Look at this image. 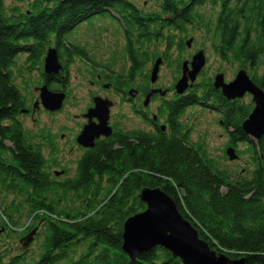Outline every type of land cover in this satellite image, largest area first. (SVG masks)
<instances>
[{"label":"trees","instance_id":"1","mask_svg":"<svg viewBox=\"0 0 264 264\" xmlns=\"http://www.w3.org/2000/svg\"><path fill=\"white\" fill-rule=\"evenodd\" d=\"M145 1L151 7L135 0H0V188L19 199L6 204L1 221L12 234L17 216L26 211L30 224L22 236L42 222L34 237H41L38 248H30L33 242L17 251L0 245V264H183L160 247L135 261L122 249L126 221L146 209L139 195L147 187L173 198L212 249L231 259L245 257L246 264H264V134L257 141L242 127L254 108L252 100L225 98L206 68L186 93L175 91L183 61L190 59L185 54L206 51L207 44L224 70L225 65L244 68L264 89V0ZM98 16L116 19L126 40V72L106 75L115 85L129 88L141 79L145 92L150 64L161 57L175 66L176 80L167 88L172 95L161 96L158 108L159 118L169 125L151 131L115 126L110 137L82 154L72 177L67 170L65 177H55L50 168L58 164H50L41 144L34 142L36 135L17 121L27 100L16 82L21 71L17 59L26 54V68L41 65L40 86L64 91L56 83L66 81L68 62L74 57L93 61L66 34ZM195 32L202 40L193 37ZM191 37L192 45L201 46L192 54L187 44ZM52 43L64 69L48 75L43 64ZM192 106L220 114L228 146L247 157L245 173L232 176L204 142L192 140L191 128L181 119ZM41 137L53 148L50 134ZM1 234L0 242L12 238Z\"/></svg>","mask_w":264,"mask_h":264},{"label":"rangeland","instance_id":"2","mask_svg":"<svg viewBox=\"0 0 264 264\" xmlns=\"http://www.w3.org/2000/svg\"><path fill=\"white\" fill-rule=\"evenodd\" d=\"M135 1L139 5H143L145 8L151 7L152 4L151 1ZM25 8L26 6L24 5V9ZM97 18L101 19H96V17L92 18L90 23L87 22L82 24L79 28L77 27L75 30L66 34V39L84 47L93 61L87 62L80 57H74L73 61L68 62L69 58H64V60L68 62L67 67L69 74L65 81V83H67V88L64 90L66 98L63 107L59 111L49 112L41 106L36 111L34 120L30 115L22 114L19 116V119L24 122V129L28 133L36 135L34 142L41 144V149L47 159L49 161L53 160L59 164L60 167L50 168V172L53 175L55 172L62 171V168L69 171V174L67 175L68 177H72L76 171V163L82 156L83 151L75 142L72 143V139L81 130L83 126L82 124L86 121L83 117V113H85L87 108L91 105V96L93 92L102 91L100 94L109 93L110 97L114 94L112 89L108 90L102 88V86L98 87L91 85V80L95 74H108L111 72L114 74L124 73L129 66L124 47L126 40L123 35V29L119 27L120 25L118 21L112 17L98 16ZM197 36H199V34L195 32L193 37L199 41L202 40L201 38H196ZM54 45L55 44L52 43V46ZM198 47H201L200 44L195 43L188 49V51L192 54ZM206 55L207 64L205 68L208 69L207 73L209 75L214 77L216 73L223 71L226 75V81L234 79L238 72L237 69L233 66L228 67L225 65L224 70L221 67L218 55L211 47H209V44H207ZM185 56L186 58H191L189 53H186ZM25 58L26 54H21L17 59V65L18 68H21V71L16 77V82L22 89H24L23 92L26 93L30 102H35L36 104V99H39V92L35 91V88L40 86L38 82L41 77V65L38 68H26V65L23 63ZM92 63L97 64L96 68L91 66ZM153 66L154 64H150L146 71L152 69ZM219 68L222 70H219ZM175 75V66H170L168 63L163 62L160 67L158 81L155 85L169 88L175 79ZM200 79L201 75L198 77L197 81H200ZM138 81L141 82V79H138ZM56 84L63 88L61 83ZM167 95L170 97L172 92L169 91ZM112 98L117 103L115 107L112 108L111 122L114 124L116 123L119 127L125 130L135 128L145 130L151 129L149 122L134 114L131 104L122 103L120 97ZM160 98V96H157L155 100L151 101L148 107L149 114L152 111L156 112V108L161 100ZM241 100L248 102L252 100V96L247 93L241 98ZM181 119L191 128L192 140L194 142H204L209 154L222 168L227 169L234 177H236L237 173L240 171L245 173V170H243L247 167V157L245 155L240 156L236 152L238 155V160L236 161H230L229 157H226V159L224 157V152L231 147H227L229 135L220 123L219 113L208 109H201L199 106H192L184 113ZM62 133H65L64 138H61ZM41 134L51 135L53 148H51L43 137H41ZM238 149H244V147L239 146ZM53 163L54 162L50 161V164L55 166ZM61 177H65V175ZM11 201H19V199L14 195H9L3 192L0 188V233H2L1 236L10 235V237H12L10 239L4 237L0 242V245L6 248L8 245V247L12 248V251H17L22 250L23 243L21 240L27 235L22 236V232L27 230L30 223L26 224L29 219L26 211H22V213L17 216L19 224L15 228L16 230H14L12 234L7 232L5 224L1 221V217H3L2 212L4 211L6 204ZM41 216H43V214H41ZM41 225L42 222H40L36 228H41ZM38 240L40 241L41 237L33 240L30 248L36 250L38 248Z\"/></svg>","mask_w":264,"mask_h":264},{"label":"water","instance_id":"3","mask_svg":"<svg viewBox=\"0 0 264 264\" xmlns=\"http://www.w3.org/2000/svg\"><path fill=\"white\" fill-rule=\"evenodd\" d=\"M193 37L187 40L192 46ZM163 59L159 57L151 70V83L158 80ZM207 64V55L204 49L197 50L191 59L182 64V74L175 84V91L183 95L193 87L198 76ZM64 66L61 62L57 46H50L44 61V72L48 75L59 74ZM213 86L221 90L222 95L229 99H241L247 93L252 96L254 108L244 120V131L254 140H259L264 134V89L258 85L249 75L246 69H240L234 79L226 81L224 72H218L213 81ZM39 92L40 102L46 110L56 112L63 107L66 93L55 91L48 85L35 88ZM137 90H130L131 96H136ZM160 93L165 96L167 90L151 88L144 104L147 106L151 97ZM94 105L85 113L87 119L77 141L81 147L92 149L96 140L101 137H109L113 134V127L109 124L111 108L114 102L110 98L95 96ZM155 118V117H154ZM164 128V127H163ZM230 161L238 160L235 148L227 151ZM140 201L146 209L130 217L124 225L123 251L135 261L140 255L148 253L158 247L169 251L173 257L181 260L183 264H246V258L231 259L226 253L211 248L209 243L200 238L199 231L190 221L180 213L177 203L160 188H144L140 195ZM38 228H35L27 237L21 240L24 247H28L34 240Z\"/></svg>","mask_w":264,"mask_h":264},{"label":"flooded vegetation","instance_id":"4","mask_svg":"<svg viewBox=\"0 0 264 264\" xmlns=\"http://www.w3.org/2000/svg\"><path fill=\"white\" fill-rule=\"evenodd\" d=\"M68 74H69V72H67ZM64 75V74H63ZM66 75V74H65ZM106 73H96L95 74V76L93 77V79L91 80V85L92 86H102V88H104V89H108V90H113L114 91V94L112 95V97H114V98H117V97H120V99H121V101H122V103H128V104H131V108H132V111L134 112V114L136 115V116H139V117H141V118H143L145 121H147V122H149V124H150V126H151V129H150V131L152 130V129H156V127L157 126H161V128L163 129V130H166L167 129V126L169 125L168 123H166L165 121H163V119H160L159 118V115H158V108H159V106L161 105V100H160V103H159V105L157 106V108H156V112H154V111H152V112H150V114L149 115H147L149 112V110H148V107H149V105H150V103H151V101L152 100H155V98L157 97V96H162L160 93H156V94H154L152 97H151V100H150V102H149V104L146 106L145 104H144V102H145V97H146V95H147V93H148V91L151 89V88H162L163 90H167V93H166V95L168 94V89L167 88H165V87H160V86H156L155 85V83L153 84V83H150V86H148V88L145 90V92H142V85H141V82H139L138 80L136 81V83L135 84H132V86H130L129 88H126V87H124V86H122V87H119L118 85H115L114 84V82H115V80L114 79H112V78H106ZM62 76V75H61ZM123 79H125V78H123ZM158 81V80H157ZM156 81V82H157ZM62 86H63V88H67V83H65V81H63V83H62ZM132 88H135L138 92H137V94H136V96H131V94H130V90L132 89ZM99 89V88H98ZM187 92V91H186ZM185 92V93H186ZM100 93H102V91H95V92H93V94H92V96H91V105L87 108V110L90 108V107H92L93 105H94V101H93V98L95 97V96H101V97H104V98H110L113 102H114V106L112 107V108H114L115 107V105H116V101L112 98V97H110V94L109 93H104V94H100ZM166 95L165 96H162V97H166ZM161 97V98H162ZM39 99L37 98L36 99V102L38 101ZM40 101V100H39ZM41 106H43L42 105V103L40 102L38 105H36L35 104V102H30V99H28L27 98V100H26V103H25V106L24 107H22V109L20 110V113H19V115L17 116V121L21 124V126L23 127V128H25V126H24V122L22 121V120H20L19 119V116L20 115H22V114H25V115H30L31 116V118L34 120L35 119V114H36V111L41 107ZM44 108V107H43ZM112 108H111V112H112ZM146 109V110H145ZM86 110V111H87ZM47 111H49V110H47ZM59 111V110H58ZM49 112H52V111H49ZM111 116H112V114H111ZM83 117H84V113H83ZM155 117V118H154ZM85 118V117H84ZM86 119V118H85ZM86 122H87V119H86V121L82 124L83 126L86 124ZM6 123H10V121L8 120V121H6ZM109 124L113 127V133H114V130H115V126L116 127H119L116 123L114 124L113 122H111V117H110V121H109ZM83 126H82V128H83ZM164 127V128H163ZM82 128H81V130H82ZM135 129H137V128H135ZM139 129V128H138ZM141 129V128H140ZM81 130L77 133V135L72 139V143L73 142H75L76 144H77V146L83 151V153L86 151V150H88V149H86V148H83V147H81L80 146V144L78 143V141H77V138H78V135L80 134V132H81ZM127 130H131V129H127ZM65 137V133H62L61 134V138H64ZM110 137V136H109ZM102 138H108V137H101V138H99V139H97L96 140V143H97V141L98 140H100V139H102ZM28 139V138H27ZM6 144H7V146L9 147V148H14V146H13V144H12V142L11 141H9V140H6ZM35 144H36V146H37V144L38 143H36L35 142ZM95 146H96V144H95ZM227 147L229 148V147H231V146H228V143H227ZM95 148V147H94ZM93 149V148H92ZM42 154L43 155H45L44 154V152H43V150H42ZM47 158V157H46ZM79 160V159H78ZM78 162V161H77ZM58 166H59V164H58ZM60 167V166H59ZM76 168H77V163H76ZM64 171H66V169H64V168H62V171H60V172H55V176L56 177H61V176H63V175H66V173H64ZM68 171V170H67ZM68 173H69V171H68ZM0 226H1V224H0Z\"/></svg>","mask_w":264,"mask_h":264}]
</instances>
